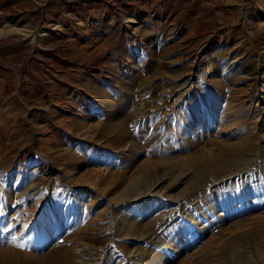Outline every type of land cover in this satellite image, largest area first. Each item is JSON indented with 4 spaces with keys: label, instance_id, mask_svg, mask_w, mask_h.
<instances>
[{
    "label": "rangeland",
    "instance_id": "374dc122",
    "mask_svg": "<svg viewBox=\"0 0 264 264\" xmlns=\"http://www.w3.org/2000/svg\"><path fill=\"white\" fill-rule=\"evenodd\" d=\"M263 136L264 0H0V264H264Z\"/></svg>",
    "mask_w": 264,
    "mask_h": 264
},
{
    "label": "bare ground",
    "instance_id": "6f19581e",
    "mask_svg": "<svg viewBox=\"0 0 264 264\" xmlns=\"http://www.w3.org/2000/svg\"><path fill=\"white\" fill-rule=\"evenodd\" d=\"M130 24H134L135 22H131L129 21ZM130 28V27H129ZM45 36V34H44ZM43 37V36H41ZM186 84L188 83H185L183 86H187ZM200 91V90H199ZM201 94V93H200ZM199 94V95H200ZM194 96V95H193ZM189 97H192V94L190 95L189 94ZM195 99V97H194ZM236 104V103H235ZM55 105V104H54ZM230 105V104H229ZM233 105V104H232ZM51 106V105H50ZM53 106V105H52ZM57 105H55L56 107ZM231 106V105H230ZM234 106V105H233ZM232 106V108H233ZM186 108V111L188 109H190V105H186L185 106ZM236 107V106H234ZM188 108V109H187ZM237 108V107H236ZM49 110V107L46 108L45 110H43V108H39L37 111L38 112H41V114L44 116V115H47V111ZM234 110V109H233ZM237 110V109H236ZM230 111V110H228ZM235 119V118H234ZM242 119V118H241ZM243 121V120H242ZM241 121V122H242ZM98 123L97 124H93V123H87V125L84 127L86 128V132L87 133H91V131H93L94 129H96L98 127ZM234 126V125H233ZM232 126V127H233ZM241 126V125H240ZM240 128V127H239ZM56 130V129H55ZM60 131V130H59ZM58 131V132H59ZM239 139L236 140V143L232 144V145H228V144H225L224 142L225 141H220V145L223 146V152L225 153V155H227L228 157L226 158L227 160L226 161H222V162H219L218 160H215V163H214V166L211 168L213 170V174H216V175H221L222 173H224V175H226L228 173L227 171V167L226 165H230V168L233 170V172L229 173L228 177L227 178H230L232 176H240V178H243V174H245L246 170L248 169V165H249V160H248V156L249 154L252 153L253 149H254V145H253V142H252V136L254 137H257L258 135H256V130L253 126V128H249L247 129V131L243 130L242 127L240 128L239 130ZM86 134V133H85ZM90 135V134H89ZM124 135V134H123ZM261 136V135H260ZM262 137V136H261ZM264 137V136H263ZM259 138V137H258ZM135 146V145H134ZM222 150V149H221ZM222 153V152H221ZM262 153V155H261ZM259 154V153H258ZM224 155V156H225ZM261 156L264 157V150H261L260 154ZM251 161V160H250ZM229 167V166H228ZM226 175V176H227ZM10 178V177H9ZM223 178L225 177H222V178H216V181H221ZM251 178V176L249 177ZM12 179V178H11ZM252 180L254 179V177L252 176L251 178ZM250 179V180H251ZM255 181V180H254ZM253 183V182H252ZM262 183V182H261ZM35 185V184H34ZM254 187L258 185L257 181H255L253 183ZM260 185V184H259ZM28 190L29 189H32V186L30 188H27ZM35 189V188H34ZM38 197V196H37ZM40 197V196H39ZM39 199V203L43 202V198H38ZM71 204L69 206H67L65 208V213L66 212H69L70 211V208H71ZM28 223V222H27ZM188 223V222H187ZM185 224V223H184ZM27 226V225H26ZM26 228V227H24ZM22 230H25V229H22ZM21 233V231H20ZM19 233V234H20ZM116 248L114 247L113 250H115ZM169 253H170V256H174L176 254V251H174L173 249H170L168 250ZM116 252V250H115ZM257 253H258V256H260L262 253L261 251L257 250ZM148 254V253H147ZM150 254L152 255L151 258H157L158 257V254L155 253V252H150ZM264 255V254H263ZM15 256H16V253H15V250L12 249V248H0V262L4 261L5 260H14L15 259ZM30 257V256H29ZM81 255L78 254V253H74V249H64V248H60V247H57V248H53L50 252H47L43 258L39 259L37 262H39L38 264H82V260H81ZM204 258V257H203ZM207 259V258H206ZM242 259V258H241ZM241 259H237L236 263L235 264H254V262H246V261H242ZM262 259V257H261ZM249 261V260H248Z\"/></svg>",
    "mask_w": 264,
    "mask_h": 264
},
{
    "label": "snow or ice",
    "instance_id": "6c2138e0",
    "mask_svg": "<svg viewBox=\"0 0 264 264\" xmlns=\"http://www.w3.org/2000/svg\"><path fill=\"white\" fill-rule=\"evenodd\" d=\"M13 239H15V238H13Z\"/></svg>",
    "mask_w": 264,
    "mask_h": 264
}]
</instances>
